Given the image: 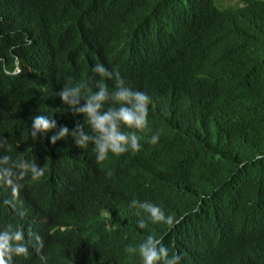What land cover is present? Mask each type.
I'll use <instances>...</instances> for the list:
<instances>
[{
    "label": "trees",
    "instance_id": "trees-1",
    "mask_svg": "<svg viewBox=\"0 0 264 264\" xmlns=\"http://www.w3.org/2000/svg\"><path fill=\"white\" fill-rule=\"evenodd\" d=\"M217 1L0 0V155L45 168L15 193L0 182V230L38 234L47 264H140L125 247L149 234L179 264H264V0ZM98 63L151 99L141 150L102 164L30 134L39 114L84 123L57 93L69 77L96 91ZM134 198L176 222L139 228ZM29 252L13 264H42Z\"/></svg>",
    "mask_w": 264,
    "mask_h": 264
},
{
    "label": "clouds",
    "instance_id": "clouds-1",
    "mask_svg": "<svg viewBox=\"0 0 264 264\" xmlns=\"http://www.w3.org/2000/svg\"><path fill=\"white\" fill-rule=\"evenodd\" d=\"M92 71L101 78L96 81V91H91L86 81L71 84L72 78L69 77L68 82L57 93L62 102L69 105L76 114H83L84 123H77L70 130L67 126L58 125L52 116L39 114L32 117L31 136L38 139V133L55 129V134L50 138L52 144L59 139L71 136L77 147L81 149L92 145V153L97 164L107 160L109 153L118 157L128 152L133 154L139 152L142 145L137 132H144L148 128L150 97L146 93L129 87L117 69L109 70L98 63ZM106 79L113 81L112 91H109L105 83ZM106 104L111 106L105 108ZM85 123L90 132L85 131ZM124 129L130 131H124ZM158 141L159 133H156L147 142L155 145ZM5 143L6 140L0 136V148ZM44 174L45 168L35 161L13 160L11 155H0V182L12 186L14 193L20 187L18 182L25 177H30L31 181L35 182L39 181ZM106 174L110 177L112 172L108 171ZM130 207L135 208L136 215L141 217L138 220V227L141 229L146 228L148 222L164 223L169 226L176 222L173 216L166 215L159 206L148 201L134 198ZM141 213L144 215L141 216ZM30 229L36 232L41 231L38 222L33 223ZM212 246V240L205 237L201 250H208ZM29 247L35 251L42 264H47L48 257L43 253L44 242L38 234L29 231L26 235L23 229L13 228L11 225L0 230V264H13L14 257H29ZM125 252L137 254L140 264H179L181 260L179 254H169L162 238L152 234L147 235L137 246H126ZM199 261L198 255V263Z\"/></svg>",
    "mask_w": 264,
    "mask_h": 264
},
{
    "label": "rangeland",
    "instance_id": "rangeland-1",
    "mask_svg": "<svg viewBox=\"0 0 264 264\" xmlns=\"http://www.w3.org/2000/svg\"><path fill=\"white\" fill-rule=\"evenodd\" d=\"M217 4L220 6V8H227L230 6H238L239 1L238 0H218Z\"/></svg>",
    "mask_w": 264,
    "mask_h": 264
},
{
    "label": "bare ground",
    "instance_id": "bare-ground-1",
    "mask_svg": "<svg viewBox=\"0 0 264 264\" xmlns=\"http://www.w3.org/2000/svg\"><path fill=\"white\" fill-rule=\"evenodd\" d=\"M208 254H209V252H208ZM211 254H212V252H211Z\"/></svg>",
    "mask_w": 264,
    "mask_h": 264
}]
</instances>
